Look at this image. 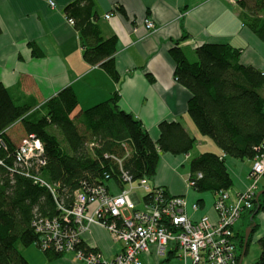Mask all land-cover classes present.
<instances>
[{"label": "trees", "instance_id": "obj_1", "mask_svg": "<svg viewBox=\"0 0 264 264\" xmlns=\"http://www.w3.org/2000/svg\"><path fill=\"white\" fill-rule=\"evenodd\" d=\"M237 4L243 25L264 41V0H237ZM116 11L125 15L121 7ZM64 13L79 34L84 62L119 82L117 39L102 36L93 0H75ZM29 46L34 57L43 56L35 44ZM169 55L175 80L190 94L187 113L198 132L224 156L235 160L252 162L264 153V70L242 65L240 50L229 44L197 46L195 59L190 61L176 41ZM118 102L115 92L73 115L78 100L70 86L37 108L18 103L0 82V264H30L23 250L31 246L49 262L63 257L66 253L55 250L52 244L43 248L42 232L36 228L58 220L64 229H70L72 219L66 224L64 216L75 207L76 193L105 187L108 182L121 190L125 186L123 174L133 182L143 178L149 181L162 154L186 156L195 146V137L178 121H161L158 138L153 140L141 122L121 110ZM31 136L40 141L43 153L33 165H19L17 150ZM187 181L196 193L215 196L227 193L233 185L224 157L210 152L190 159ZM261 187L264 189V184ZM149 199L145 196L146 202ZM252 205L242 214L249 223L264 211V194L253 199ZM257 228L255 223L252 232ZM238 239L236 264L243 251V232ZM256 243L260 254L252 264H264V236ZM74 250L83 255L97 251L81 237Z\"/></svg>", "mask_w": 264, "mask_h": 264}, {"label": "crops", "instance_id": "obj_2", "mask_svg": "<svg viewBox=\"0 0 264 264\" xmlns=\"http://www.w3.org/2000/svg\"><path fill=\"white\" fill-rule=\"evenodd\" d=\"M73 1L0 0V82L18 103L37 108L70 86L78 100L73 115L116 92L119 108L139 120L153 140L158 138L161 121L181 122L195 137V146L186 156L162 154L148 185L185 198L186 214L192 220L206 216L214 221L216 196L193 191L187 184L188 172L181 174L179 168L205 152L224 157L233 182L227 194L233 200L248 188L252 162L224 156L198 132L187 113L190 94L174 78L169 51L179 41L186 56L194 60L197 46L229 44L240 50L242 65L264 70V41L243 25L237 0H93L102 36L117 39L115 64L120 80L116 83L102 69L84 62L79 34L64 13ZM117 7L125 15L117 12ZM109 14L111 17L105 19ZM146 20L154 24L153 31L145 28ZM29 43L35 44L43 56L34 57ZM263 184L264 179L260 186ZM107 188L114 194L119 190L112 182L107 183ZM198 201H202L199 209L192 210L191 204ZM240 222L241 226L248 225L249 218L241 217ZM254 222L258 228L252 232V239L257 241L264 236V211H259ZM81 239L107 260L120 249L98 225L88 226ZM23 256L30 264H85L70 254L49 262L35 246L24 249ZM142 258L146 264H156L152 254Z\"/></svg>", "mask_w": 264, "mask_h": 264}, {"label": "built area", "instance_id": "obj_3", "mask_svg": "<svg viewBox=\"0 0 264 264\" xmlns=\"http://www.w3.org/2000/svg\"><path fill=\"white\" fill-rule=\"evenodd\" d=\"M49 4L54 6L53 2ZM110 17L111 14L106 15L105 19ZM68 22L73 24L72 20ZM145 28L153 31L155 26L146 20ZM42 153V144L31 136L22 141L16 160L19 165H33ZM248 179V188L233 200L226 192L217 193L213 203L216 219L211 221L206 216L192 220L186 214L185 198L170 196L163 188L149 187L145 178L133 182L123 174L125 186L116 194L107 185L76 193L75 207L64 216L66 224L70 225L72 219L70 229L54 220L39 225L36 232H42L43 248L52 244L55 250L85 264H146L142 257L149 254L156 264H236L241 232L235 230V225L242 214L252 209V201L261 188L264 153L252 160ZM187 184L190 187L188 181ZM137 190L143 192L141 200ZM190 207L199 209L196 202ZM90 225L104 228L120 245L111 260L104 259L99 251L83 255L74 250V244Z\"/></svg>", "mask_w": 264, "mask_h": 264}, {"label": "rangeland", "instance_id": "obj_4", "mask_svg": "<svg viewBox=\"0 0 264 264\" xmlns=\"http://www.w3.org/2000/svg\"><path fill=\"white\" fill-rule=\"evenodd\" d=\"M189 60L192 61L191 58ZM184 164H185L184 167L179 168V172L181 174H186L188 172V161H186ZM148 183H149V181H148ZM135 192L137 193L139 199L141 200V197L143 196V192L140 190H137ZM246 228H247L246 224H245V226H241L240 220L235 225V230H237L241 233L243 232L244 234H245ZM238 254H240L239 250H238ZM259 254H260V248H259L258 244L256 243V241H254L252 239V236H251V241L249 242L247 253L242 258L241 264H252L253 262H255L258 259Z\"/></svg>", "mask_w": 264, "mask_h": 264}, {"label": "water", "instance_id": "obj_5", "mask_svg": "<svg viewBox=\"0 0 264 264\" xmlns=\"http://www.w3.org/2000/svg\"><path fill=\"white\" fill-rule=\"evenodd\" d=\"M264 194V189L260 190L259 192H257L256 194V200ZM255 227V222H251L249 223V225L247 226L246 230H245V234H244V245H243V251L241 253V259H240V262L239 264H241V260L242 258L244 257V254H245V248H246V244H247V241H248V237L249 235L251 234L252 230L254 229Z\"/></svg>", "mask_w": 264, "mask_h": 264}]
</instances>
